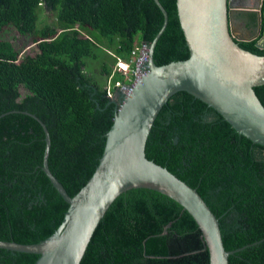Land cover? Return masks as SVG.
Instances as JSON below:
<instances>
[{"label": "trees", "instance_id": "1", "mask_svg": "<svg viewBox=\"0 0 264 264\" xmlns=\"http://www.w3.org/2000/svg\"><path fill=\"white\" fill-rule=\"evenodd\" d=\"M159 1L168 13L154 51L156 65L162 66L190 53L177 0ZM249 16L255 22L256 14ZM163 24L154 0H0V240L41 242L69 208L42 171L45 133L32 115L50 133L52 173L74 196L94 174L118 108L108 96V77L113 86L131 85L117 63L134 69L133 52L150 45ZM13 30L30 39L34 54L15 48L8 38ZM239 44L264 55L256 40ZM22 87L27 94H21ZM255 90L264 105V86ZM146 157L197 189L219 218L228 251L244 248L229 264H264V146L240 135L199 99L179 92L160 111ZM38 258L0 249V264H35ZM209 263L193 217L150 189L129 190L112 203L81 261Z\"/></svg>", "mask_w": 264, "mask_h": 264}, {"label": "water", "instance_id": "2", "mask_svg": "<svg viewBox=\"0 0 264 264\" xmlns=\"http://www.w3.org/2000/svg\"><path fill=\"white\" fill-rule=\"evenodd\" d=\"M164 24L148 47L147 75L130 94L118 91L113 125L106 133L104 152L94 174L74 196H70L49 166L51 138L47 126L36 115L45 133L42 171L69 208L56 231L35 244L0 240V249L39 256L35 264H81L99 223L112 203L132 189L157 191L180 204L195 220L209 251V264H229L220 220L196 188L146 157V144L155 121L173 95L187 92L219 113L240 135L264 146V105L255 88L264 86V55L245 50L233 24L237 12L256 14L264 24L262 0L257 7H236L233 0H177V13L189 49V58L158 66L154 51L168 25ZM263 19V20H262ZM261 28V27H260ZM257 38V37H256ZM264 50V33L256 41ZM144 69V68H143ZM177 141V139H176Z\"/></svg>", "mask_w": 264, "mask_h": 264}, {"label": "flooded vegetation", "instance_id": "3", "mask_svg": "<svg viewBox=\"0 0 264 264\" xmlns=\"http://www.w3.org/2000/svg\"><path fill=\"white\" fill-rule=\"evenodd\" d=\"M260 0H233V4L236 7L241 6H250V7H257ZM262 8L264 7V0H262ZM248 12H237L233 15V24L238 27L239 34L242 37L251 39L250 41H243V42H252L254 40L258 41L262 39L264 33V24L259 26L258 24V17L256 16L255 22L251 20ZM263 20V19H262ZM264 23V22H263ZM261 27V28H260ZM257 37V38H256ZM241 42V43H243Z\"/></svg>", "mask_w": 264, "mask_h": 264}, {"label": "built area", "instance_id": "4", "mask_svg": "<svg viewBox=\"0 0 264 264\" xmlns=\"http://www.w3.org/2000/svg\"><path fill=\"white\" fill-rule=\"evenodd\" d=\"M148 59V47L146 44H142L140 47H137L132 54L131 62L135 63V68L131 69L130 64L119 63V71L125 76L127 80H131L132 84L129 86L118 83V86L122 88V91L125 93V90H130L132 92L133 88L142 81V79L147 75V68L145 63ZM144 68V69H143ZM129 93V94H130ZM128 95V94H127Z\"/></svg>", "mask_w": 264, "mask_h": 264}, {"label": "rangeland", "instance_id": "5", "mask_svg": "<svg viewBox=\"0 0 264 264\" xmlns=\"http://www.w3.org/2000/svg\"><path fill=\"white\" fill-rule=\"evenodd\" d=\"M8 38H10L13 41L15 48L19 52H21V54L26 55V54H34L35 53L36 47L33 46L32 42L30 41L29 38L19 35L14 30L8 34ZM97 65H98V63L94 64V69H93L94 71H98V68H96ZM99 78L105 80L107 77L106 76H99ZM106 84H107V86H108V84H110L108 87V90L111 92V96H115L116 93L113 92L111 77H108ZM21 94L22 95L27 94V90L23 87L21 88Z\"/></svg>", "mask_w": 264, "mask_h": 264}, {"label": "clouds", "instance_id": "6", "mask_svg": "<svg viewBox=\"0 0 264 264\" xmlns=\"http://www.w3.org/2000/svg\"><path fill=\"white\" fill-rule=\"evenodd\" d=\"M120 62H122V63H124V64H128L127 62H124V61H119L118 63H117V66H116V69H117V71L118 72H120L118 69H119V63ZM121 73V72H120ZM118 83L119 82H116L115 84H114V86H113V84H112V86H113V89H115V91H113L114 93H117L118 91H121V92H123L122 91V88L120 87V86H118ZM121 84H123V85H126V84H124V83H121ZM126 86H129V85H126ZM124 93V92H123ZM108 96L110 97V99L112 98V97H114V96H111V92L108 90Z\"/></svg>", "mask_w": 264, "mask_h": 264}, {"label": "bare ground", "instance_id": "7", "mask_svg": "<svg viewBox=\"0 0 264 264\" xmlns=\"http://www.w3.org/2000/svg\"><path fill=\"white\" fill-rule=\"evenodd\" d=\"M130 93V90H125V94H129Z\"/></svg>", "mask_w": 264, "mask_h": 264}]
</instances>
